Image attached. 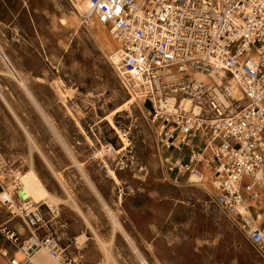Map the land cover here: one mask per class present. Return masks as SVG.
Masks as SVG:
<instances>
[{
    "label": "rangeland",
    "instance_id": "374dc122",
    "mask_svg": "<svg viewBox=\"0 0 264 264\" xmlns=\"http://www.w3.org/2000/svg\"><path fill=\"white\" fill-rule=\"evenodd\" d=\"M96 27L65 0H0V48L26 86L0 54L1 180L32 165L54 195L72 197L82 215L58 207L69 236L88 237L79 264H142L103 201L151 264H264L208 190L165 179L144 98L122 85L114 42ZM98 149L105 160L94 159ZM11 218L0 206V264L18 250L7 231L28 234Z\"/></svg>",
    "mask_w": 264,
    "mask_h": 264
},
{
    "label": "built area",
    "instance_id": "2783aa9c",
    "mask_svg": "<svg viewBox=\"0 0 264 264\" xmlns=\"http://www.w3.org/2000/svg\"><path fill=\"white\" fill-rule=\"evenodd\" d=\"M65 1L85 7L84 24L107 26L109 61L129 94L144 98L165 179L210 190L264 259V0ZM24 187L19 172L10 183L0 176V206L28 230L23 239L7 231L23 253L11 264H38L41 248L57 264H79L60 209Z\"/></svg>",
    "mask_w": 264,
    "mask_h": 264
},
{
    "label": "bare ground",
    "instance_id": "6f19581e",
    "mask_svg": "<svg viewBox=\"0 0 264 264\" xmlns=\"http://www.w3.org/2000/svg\"><path fill=\"white\" fill-rule=\"evenodd\" d=\"M73 11L76 14H78L79 17H81V14L85 12V7L81 6L79 11H75V10H73ZM81 20H82V17H81ZM96 28H100V29L101 28H105L109 38L114 42V45L109 50V52L111 53L114 50L116 44H115L114 39L110 35L107 26H105V25H101V26L97 25ZM93 29H95V28H93ZM0 54L2 55L3 59L5 60V62H7L8 66L11 69V73L13 75H10V76H14L19 81L18 83H20L26 89L24 80L21 78V76H18L19 74H17L15 68L12 66V64L10 63V61L8 60L6 55L3 53L1 48H0ZM113 66L117 70L118 67H120V64L118 62H116L115 65H113ZM199 77L202 78V75L199 74ZM59 92H60V94L62 96L63 95L66 96V93L68 91L64 90L62 88H59ZM96 154L98 155V156L96 155L97 157L103 158V160H105L102 150L98 149ZM109 173H110L111 177L113 178V180L115 181V183L119 184L120 180H119L117 174L110 168H109ZM19 174H20L21 179H22V181H23V183L25 185L24 190L22 191V194L25 197L30 196L36 202H42L43 201L44 204H46L48 206H51L52 208L56 207V208H58V210H59L58 205L60 203H67V204L69 203L81 215L83 214L82 210L80 209V207L77 205V203L72 199V197L70 195H69V200H64V199L54 195L50 191V189L47 187V185L45 184V182L43 181V179L41 178V176L39 175V173L37 172V170L35 169L34 166L31 165L30 168L27 171H25L24 173L23 172H19ZM208 191L210 192V190H208ZM96 193L98 194L99 197H101L100 194L97 191H96ZM101 200L103 201V199H101ZM103 203H104V206H105V208H106V210H107V212H108V214H109V216H110V218L112 220L114 231L116 232L117 230H120L125 235L126 240L129 242L130 246L132 247L133 251L137 254V256L139 257V259H140L142 264H151L147 260V258L140 252V250L137 247V245L135 244L133 238L129 235L128 232H126L125 228L121 224V222H120V220L118 218V215L115 213V211L110 206H108L107 203H105L104 201H103ZM87 223H88V221H87ZM77 239H78L79 243L85 244L87 242V240H88V237L83 234L81 236H78ZM100 242H101V244H102V246H103V248H104V250H105V252L107 254V258L109 260L111 258L110 252L108 250V245H110V243L106 242V241H103L101 239H100ZM5 254L7 255V252L3 253V255H5ZM16 255H17V259H22L23 258V253L20 250L16 251ZM33 259L38 264H57L56 260L53 259L49 255V253L47 252V250L45 248H41L40 250H38L37 254L34 256ZM110 260H112V259H110Z\"/></svg>",
    "mask_w": 264,
    "mask_h": 264
},
{
    "label": "crops",
    "instance_id": "0c3cea01",
    "mask_svg": "<svg viewBox=\"0 0 264 264\" xmlns=\"http://www.w3.org/2000/svg\"><path fill=\"white\" fill-rule=\"evenodd\" d=\"M11 220H13L12 218H11ZM24 228H25V232L27 231L28 232V230H27V228L24 226ZM21 231H23V229H21ZM19 232V231H18ZM26 232V233H27ZM21 233V232H20ZM4 253V252H3ZM6 255V254H5Z\"/></svg>",
    "mask_w": 264,
    "mask_h": 264
}]
</instances>
